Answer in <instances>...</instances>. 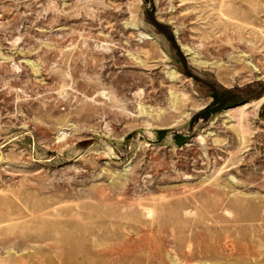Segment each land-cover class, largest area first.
Segmentation results:
<instances>
[{"label":"rangeland","instance_id":"374dc122","mask_svg":"<svg viewBox=\"0 0 264 264\" xmlns=\"http://www.w3.org/2000/svg\"><path fill=\"white\" fill-rule=\"evenodd\" d=\"M263 97L264 0H0V264H264Z\"/></svg>","mask_w":264,"mask_h":264},{"label":"bare ground","instance_id":"6f19581e","mask_svg":"<svg viewBox=\"0 0 264 264\" xmlns=\"http://www.w3.org/2000/svg\"><path fill=\"white\" fill-rule=\"evenodd\" d=\"M262 100H264V97H263ZM244 107H245V106H244ZM244 107H243V109H244ZM224 117H225V116H224ZM228 120H229V119H228ZM224 123H225V122H224ZM223 125H224V124L222 123L221 126H223ZM224 127H226V126H224ZM219 128H220V127H219ZM224 130H225V129H224ZM224 130H223V131H224ZM228 132H229V131H228ZM228 132H227V133H228Z\"/></svg>","mask_w":264,"mask_h":264}]
</instances>
